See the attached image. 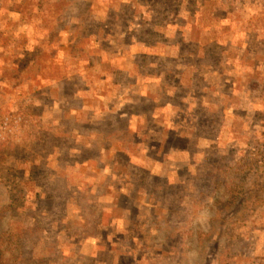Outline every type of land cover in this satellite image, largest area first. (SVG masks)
<instances>
[{
  "label": "rangeland",
  "instance_id": "rangeland-1",
  "mask_svg": "<svg viewBox=\"0 0 264 264\" xmlns=\"http://www.w3.org/2000/svg\"><path fill=\"white\" fill-rule=\"evenodd\" d=\"M0 264H264V0H0Z\"/></svg>",
  "mask_w": 264,
  "mask_h": 264
},
{
  "label": "trees",
  "instance_id": "trees-1",
  "mask_svg": "<svg viewBox=\"0 0 264 264\" xmlns=\"http://www.w3.org/2000/svg\"><path fill=\"white\" fill-rule=\"evenodd\" d=\"M134 189H132V191H133ZM227 199H231V198H227Z\"/></svg>",
  "mask_w": 264,
  "mask_h": 264
}]
</instances>
